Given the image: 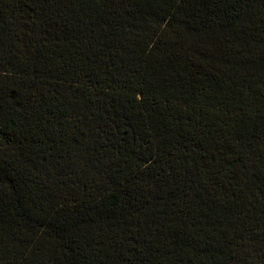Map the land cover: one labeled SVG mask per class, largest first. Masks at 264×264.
<instances>
[{"label":"trees","instance_id":"trees-1","mask_svg":"<svg viewBox=\"0 0 264 264\" xmlns=\"http://www.w3.org/2000/svg\"><path fill=\"white\" fill-rule=\"evenodd\" d=\"M0 264H264V0H0Z\"/></svg>","mask_w":264,"mask_h":264}]
</instances>
